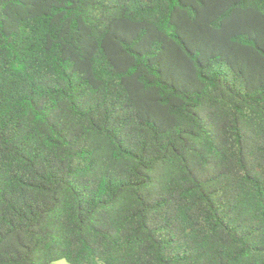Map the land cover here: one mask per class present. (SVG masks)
I'll return each instance as SVG.
<instances>
[{
    "label": "trees",
    "instance_id": "trees-1",
    "mask_svg": "<svg viewBox=\"0 0 264 264\" xmlns=\"http://www.w3.org/2000/svg\"><path fill=\"white\" fill-rule=\"evenodd\" d=\"M264 264V0H0V264Z\"/></svg>",
    "mask_w": 264,
    "mask_h": 264
},
{
    "label": "rangeland",
    "instance_id": "rangeland-1",
    "mask_svg": "<svg viewBox=\"0 0 264 264\" xmlns=\"http://www.w3.org/2000/svg\"><path fill=\"white\" fill-rule=\"evenodd\" d=\"M54 264H70L66 259H59ZM102 264V263H99Z\"/></svg>",
    "mask_w": 264,
    "mask_h": 264
}]
</instances>
